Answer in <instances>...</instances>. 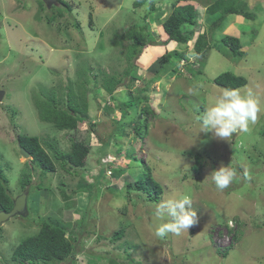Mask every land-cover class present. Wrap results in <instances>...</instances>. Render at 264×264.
<instances>
[{
    "label": "rangeland",
    "instance_id": "374dc122",
    "mask_svg": "<svg viewBox=\"0 0 264 264\" xmlns=\"http://www.w3.org/2000/svg\"><path fill=\"white\" fill-rule=\"evenodd\" d=\"M38 1L0 0V89L6 91L0 101V180L14 199L22 193L21 171L31 158L21 155L19 135L56 138L62 151L70 150L73 138L96 147L85 172L78 168L66 172L60 162L58 170L47 176H40L37 168L32 170L30 215L12 217L0 227V264H21L12 259L13 250L23 238L38 232L43 219L60 220L77 237L78 252L59 264H264V111L248 132L234 133L229 141L200 133L198 120L211 106V99L226 89L214 82L224 71L245 76L247 84L237 90H251L264 109V0H245L255 19L231 14L221 29L214 30L213 48L201 73L184 66L190 62L199 67L201 58L190 51L181 64L171 62L161 80L151 81V63L168 49L183 48L175 42L161 51L157 45L150 46L148 56L149 47L145 48L135 66L144 79H129L117 87L115 100L95 85H102L103 72H122L128 66L124 45L112 43L116 34L143 31L149 23L157 39L164 37L161 26L146 16L153 9L150 2L136 7L137 0H66L72 10L60 16L58 9L41 8ZM172 1L152 3L162 5L168 14ZM210 1L199 2L204 6ZM204 24L208 29V23ZM224 33L241 37L243 57L223 46ZM86 79L95 90L89 93L93 98L91 122H81L78 131L67 132L40 119L36 99L47 98L52 89L62 96L67 85L77 90L78 83ZM142 86L148 88L149 106L155 114L147 109L142 112V106L129 107L123 119L127 111L123 102L130 90ZM137 124L146 128L143 136H136ZM107 163L112 167H105L102 180L109 183L94 185ZM222 166L234 169L237 178L221 191L210 174ZM147 167L165 189L158 201L126 186V181L144 176ZM41 182L47 190L35 187ZM85 183L93 185L82 186ZM108 186L113 188L107 190ZM62 187L76 188L77 198L71 193L73 197L66 199L68 191L63 194ZM185 194L197 212L198 223L189 229L190 234L157 237L161 222L155 217L157 206L162 200ZM122 229L123 238L113 241L115 231ZM236 229L242 233L234 239Z\"/></svg>",
    "mask_w": 264,
    "mask_h": 264
},
{
    "label": "trees",
    "instance_id": "16d2710c",
    "mask_svg": "<svg viewBox=\"0 0 264 264\" xmlns=\"http://www.w3.org/2000/svg\"><path fill=\"white\" fill-rule=\"evenodd\" d=\"M147 1L150 2L149 4L154 10L152 9L146 16L158 27L161 26L159 28L161 30V35L164 37L159 36V39H157L156 35L150 32L149 23H146L143 27V31L130 29L125 34H116L117 38L112 40V43L120 46L124 45V54L127 58L128 66L125 67L122 72L113 74H106L103 72L102 85L98 83L95 85L98 91L99 89H103L105 93L112 96V99H114L113 96L115 95L114 93L117 87L129 83L127 80L133 78L144 79L141 74L137 73L135 66L138 67L136 60L145 48L149 47L146 49L147 56L149 55L147 51L151 49L150 46L157 45L158 50L161 51L164 47L168 49L167 45L175 42L180 48H183L180 50L177 46L176 48L168 49L163 55L151 63V66L148 68V71L153 73L151 81L161 80L167 72L171 62L175 61L176 65L181 64V61L188 57L190 51H192L191 53L193 55H198L201 58V60L198 61L199 67H194L195 64L192 65L190 62L184 66L190 72L201 73L206 63L204 60L209 57L210 51L213 48L214 30L217 31L221 29L223 22L231 14H239L247 19H255V14L248 8L245 0H211L208 3L205 2L206 6L201 5L199 2L200 0H196L200 5L194 4L192 2L193 0H174L171 2V10L168 14L165 8H162V5H155L152 3L153 0H137L134 2V5L136 7H141ZM38 2L41 8L47 7L45 0H39ZM58 4L66 6V9L60 6L57 7ZM53 7L58 9L57 14L60 16L64 15L65 10L69 12L72 10V5L66 0H57V2L53 4ZM203 7L206 9L203 10ZM89 17L91 22L92 14H90ZM200 19H202L204 23H208V29L207 26L202 23L203 21L199 22ZM198 25H201V27H199L200 30L197 29ZM220 42L233 53L241 55V57L245 54L241 37L237 35L224 33ZM156 54L158 55L159 53ZM151 55L154 57V54ZM153 57L148 61H151ZM95 77H97V75H95ZM89 82L90 80L86 79L84 83H78L77 90H74L71 85L70 87L67 85V89L63 91L64 93L62 96H59L57 92L52 89L51 92L47 94V98L39 97L36 99L35 104L40 119L51 123L58 131L67 132L78 131L81 122H91L93 98L89 93L92 94L95 90L89 88ZM214 82L223 88L237 90L246 85L248 80L243 75L235 74L232 71H224L215 77ZM60 88L63 89L62 85ZM147 92V86L138 87L137 91L130 90L128 99L123 102L124 106L127 108L125 114L122 115L123 119L127 118L128 111L131 108L139 106H142V112L143 109H147L146 111L148 113L155 114L153 108L149 106L150 97ZM143 104H145V106H143ZM129 107L130 109L128 110ZM107 109H109V107ZM110 110H112V108H110ZM135 132L136 136H143V133L145 134L146 132V128L143 126L139 128L137 124ZM17 141L32 155L30 162H26L25 167L21 171L19 184L23 190L28 187H30V190L34 189L31 185L33 182L32 170L34 168L41 171L40 176L42 177L47 176L48 172L55 173L58 170L57 162H60L64 170L69 173L77 168L83 169L82 172L87 171V167L90 165L89 156L93 152V147H96L86 143L84 140L73 138L70 150L62 151L56 138L46 140L38 134H22L17 137ZM50 151H52V153ZM105 154L106 153H104L103 156H105ZM103 156L99 162L101 164ZM111 165L112 163L103 165L104 168H101V172L96 176L97 181L94 185L109 183L107 180L103 181L102 178L105 177L103 173L106 174L105 167ZM147 168L148 171L144 176L136 180L132 178V180L126 181V186L130 189L145 192L151 200L158 201L165 189L162 183L153 177L152 169L150 167ZM195 168H198V166L194 165V169ZM121 170L124 171V167H122ZM1 172L0 169V173ZM4 179L7 180L6 177H4ZM43 184L42 182L37 183L35 187L39 190L44 189ZM84 185L92 186L93 184L85 183L82 186ZM82 186L79 187L80 190H82ZM109 188L111 189L113 187L108 186L107 190ZM114 188L116 187L114 186ZM65 189H67L70 195L65 192ZM99 189L102 190V186H99ZM61 191L63 194L66 193L65 197L68 200L70 197H73L71 193L75 196L77 193L76 188L69 190L68 188L62 187ZM13 202L14 197L12 192H9L7 186L0 180V210H11ZM86 203L87 201H84V204ZM38 224L40 227L36 234L28 235L15 246L12 259L21 264H59L70 258L73 259L77 252L76 247L78 243L77 237L72 235L73 230L60 220L43 219ZM238 226L241 227L242 224L239 223ZM124 233V229L116 230L112 237L113 241L123 238ZM241 233L242 230L239 229L237 232H234V239L237 237L240 238Z\"/></svg>",
    "mask_w": 264,
    "mask_h": 264
},
{
    "label": "clouds",
    "instance_id": "9594fccd",
    "mask_svg": "<svg viewBox=\"0 0 264 264\" xmlns=\"http://www.w3.org/2000/svg\"><path fill=\"white\" fill-rule=\"evenodd\" d=\"M210 105L198 118L200 133H211L214 138L227 141L234 133L248 132L249 125L255 124L259 114L264 111L251 90L241 93L239 90L225 89L211 99ZM210 175L215 187L221 191L237 178L235 170L228 166L213 170ZM26 189L30 193V187ZM155 217L161 221L155 231V235L161 239L170 233L175 236L189 233V229L198 223L197 212L186 194L162 200L156 208ZM165 218L170 219L165 222Z\"/></svg>",
    "mask_w": 264,
    "mask_h": 264
},
{
    "label": "water",
    "instance_id": "95a60500",
    "mask_svg": "<svg viewBox=\"0 0 264 264\" xmlns=\"http://www.w3.org/2000/svg\"><path fill=\"white\" fill-rule=\"evenodd\" d=\"M47 7L51 8L57 0H45ZM6 95V91L0 89V101L4 99ZM20 153L25 158H30V152L19 143ZM28 197L29 190L25 189L22 193H20L16 199L14 200L13 207L10 211L0 210V227L4 222L11 220L12 217L15 216H26L28 215Z\"/></svg>",
    "mask_w": 264,
    "mask_h": 264
},
{
    "label": "bare ground",
    "instance_id": "6f19581e",
    "mask_svg": "<svg viewBox=\"0 0 264 264\" xmlns=\"http://www.w3.org/2000/svg\"><path fill=\"white\" fill-rule=\"evenodd\" d=\"M30 154H31V153H30ZM30 158L32 159V155L30 156ZM23 191H24V190H22V192H23ZM78 191H80L79 193L82 192L80 189H79ZM82 193H83V192H82ZM15 199H16V198H15ZM15 199H14V200H15ZM13 204H14V202H13ZM9 211H10V210H9ZM28 215H29V208H28ZM28 215H27V216H28ZM4 223H5V222H4ZM4 223H3V224H4ZM121 239H122V238H121ZM121 239H119V240H121ZM117 241H118V240H117Z\"/></svg>",
    "mask_w": 264,
    "mask_h": 264
},
{
    "label": "crops",
    "instance_id": "0c3cea01",
    "mask_svg": "<svg viewBox=\"0 0 264 264\" xmlns=\"http://www.w3.org/2000/svg\"><path fill=\"white\" fill-rule=\"evenodd\" d=\"M204 6H206V3H204ZM79 194H82V192L81 193H79ZM76 198H77V196H76ZM73 200V199H72ZM79 206L81 207L82 206V202H81V200L79 199Z\"/></svg>",
    "mask_w": 264,
    "mask_h": 264
}]
</instances>
